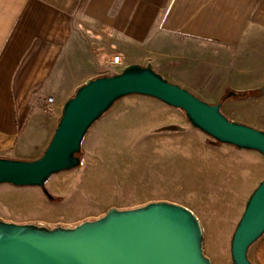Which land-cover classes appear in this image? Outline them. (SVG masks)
Segmentation results:
<instances>
[{"label":"crops","instance_id":"obj_1","mask_svg":"<svg viewBox=\"0 0 264 264\" xmlns=\"http://www.w3.org/2000/svg\"><path fill=\"white\" fill-rule=\"evenodd\" d=\"M130 65L187 89L226 70L227 91L264 92V0H0V157L38 159L77 89ZM248 258L264 264V235Z\"/></svg>","mask_w":264,"mask_h":264},{"label":"rangeland","instance_id":"obj_2","mask_svg":"<svg viewBox=\"0 0 264 264\" xmlns=\"http://www.w3.org/2000/svg\"><path fill=\"white\" fill-rule=\"evenodd\" d=\"M228 84L225 70L188 80L191 89L175 85L209 105L222 103L228 120L264 132L263 90L225 100ZM162 104L114 105L85 136L79 167L46 182L52 200L36 187L0 185V220L74 228L110 209L167 202L196 217L203 254L211 264H232V234L247 200L264 180V166L255 160L260 155L212 145L182 111Z\"/></svg>","mask_w":264,"mask_h":264},{"label":"water","instance_id":"obj_3","mask_svg":"<svg viewBox=\"0 0 264 264\" xmlns=\"http://www.w3.org/2000/svg\"><path fill=\"white\" fill-rule=\"evenodd\" d=\"M129 96L152 98L180 110L193 128L219 145L255 152L264 159V132L228 120L221 112L222 103L209 105L199 100L167 82L150 65H130L77 89L64 103L54 134L38 159L0 157V185L36 187L52 200L46 182L79 167L88 131ZM236 96L230 92L226 99ZM263 235L264 180L247 200L233 232L231 263L252 264L249 248ZM202 243L200 224L191 211L167 202L110 209L103 217L74 228L49 229L0 220V264H211Z\"/></svg>","mask_w":264,"mask_h":264},{"label":"built area","instance_id":"obj_4","mask_svg":"<svg viewBox=\"0 0 264 264\" xmlns=\"http://www.w3.org/2000/svg\"><path fill=\"white\" fill-rule=\"evenodd\" d=\"M109 64L113 65V66H121L122 65L119 56L111 57ZM52 105H53V99H48L47 100V106L45 107V113L47 115H54L55 110H54Z\"/></svg>","mask_w":264,"mask_h":264},{"label":"trees","instance_id":"obj_5","mask_svg":"<svg viewBox=\"0 0 264 264\" xmlns=\"http://www.w3.org/2000/svg\"><path fill=\"white\" fill-rule=\"evenodd\" d=\"M249 93H240V94H237V97H244V96H246V95H248ZM225 99H226V97H225ZM212 145H219L218 143H216V142H212L211 143Z\"/></svg>","mask_w":264,"mask_h":264}]
</instances>
